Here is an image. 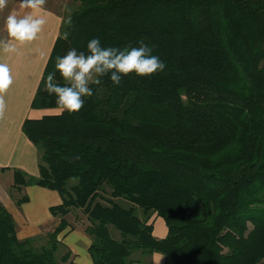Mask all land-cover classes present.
<instances>
[{"label": "trees", "instance_id": "1", "mask_svg": "<svg viewBox=\"0 0 264 264\" xmlns=\"http://www.w3.org/2000/svg\"><path fill=\"white\" fill-rule=\"evenodd\" d=\"M70 2L32 109H55L44 82L56 58L93 38L142 40L166 67L118 86L101 77L78 113L24 122L38 175L14 171V188L61 203L56 225L25 240L0 203V264H71L60 236L79 215L92 264H264V0Z\"/></svg>", "mask_w": 264, "mask_h": 264}, {"label": "crops", "instance_id": "2", "mask_svg": "<svg viewBox=\"0 0 264 264\" xmlns=\"http://www.w3.org/2000/svg\"><path fill=\"white\" fill-rule=\"evenodd\" d=\"M30 11L31 9L22 8L21 4H17L10 13L22 15ZM41 14L47 23L36 40L18 46L15 53L8 55L0 53V62L9 64L13 77V84L5 95L4 114L0 118V203L12 216L19 240L40 235L44 230L43 224L53 220L49 209L61 203L60 196L54 191L37 186L22 187L19 191L14 188V171L32 177L38 175V154L22 132L24 122L55 115L53 109L31 108L32 100L58 38L62 21L60 14L47 6H43ZM22 197H26L27 201L17 205L16 202ZM38 210L40 212L37 214ZM67 234L62 238L66 241L65 246L73 259H77L76 264H92L88 254L89 238L80 231H76L69 238ZM78 239L80 243L77 242ZM156 256L160 257L154 255L153 263L159 264L162 262V257L158 259Z\"/></svg>", "mask_w": 264, "mask_h": 264}, {"label": "clouds", "instance_id": "3", "mask_svg": "<svg viewBox=\"0 0 264 264\" xmlns=\"http://www.w3.org/2000/svg\"><path fill=\"white\" fill-rule=\"evenodd\" d=\"M9 0H0V11L8 6ZM21 7L31 9L26 14L10 13L6 18V38H0V53H15L18 46L36 40L38 34L47 23L41 14L46 0H20ZM71 24V17L66 21ZM68 33L64 34L67 39ZM166 65L158 56L152 55V48L142 40L139 46L124 48L103 47L98 38L91 39L87 44V53L77 52L70 48L63 56H58L55 71L47 75L45 90L55 95V114L65 111L69 114L78 113L84 106L83 97L93 95L90 84H100L101 77L109 76L111 82L118 86L122 77L135 74L139 77L152 76L164 71ZM57 74L64 81L56 79ZM13 84V77L8 63L0 62V118L6 107L5 95Z\"/></svg>", "mask_w": 264, "mask_h": 264}, {"label": "rangeland", "instance_id": "4", "mask_svg": "<svg viewBox=\"0 0 264 264\" xmlns=\"http://www.w3.org/2000/svg\"><path fill=\"white\" fill-rule=\"evenodd\" d=\"M17 4L18 5L21 4L20 0H9L8 6L3 11H0V38L7 36V32L5 30L6 18L8 16V14L10 13L11 9L14 8V6ZM43 6H47V7L51 8L52 10H54L55 12L59 13L61 19H66L69 16V14L74 11V5H72L70 0H46V3ZM39 212L40 211L38 210L37 214ZM79 218L80 219L75 220V219H73V217H68L69 224L73 228V230L69 231L68 234L66 235V236H68V238L71 237V235L73 233H76V231H78V232L80 231L82 234L84 233L86 220L83 219V217L81 215H79ZM38 220L43 221L44 219H38ZM55 221H57V219H54V222H52L51 224H50V221L44 223L43 226H44V229L46 228V230H43L42 233H44V231H47V230L51 229L52 227H54L56 225ZM151 225L153 226V234H154L155 238H164L165 237L166 226H165L164 221L161 218H153L151 221ZM62 236L63 235L60 236V240H61L62 244L65 246L66 241H63L64 238H62ZM73 238H76V236H73ZM77 242L80 243L81 241H79V239H78ZM79 247L81 248V245H79ZM79 254L81 255V253H79ZM153 257L151 259L146 258L144 261L149 262L151 264H154L153 263ZM161 257L162 256H160L159 258L157 257V258L160 259ZM73 260L74 259L71 256L69 263L76 264L77 259H75L74 261ZM159 264H166L164 262L163 257H162V262H160Z\"/></svg>", "mask_w": 264, "mask_h": 264}]
</instances>
